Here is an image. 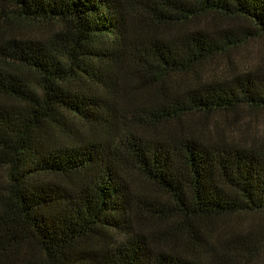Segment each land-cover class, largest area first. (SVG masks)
<instances>
[{
    "label": "trees",
    "instance_id": "1",
    "mask_svg": "<svg viewBox=\"0 0 264 264\" xmlns=\"http://www.w3.org/2000/svg\"><path fill=\"white\" fill-rule=\"evenodd\" d=\"M260 37L264 0H0V264L255 259L263 229L217 232L264 216V129L213 117L264 110V71L200 74Z\"/></svg>",
    "mask_w": 264,
    "mask_h": 264
},
{
    "label": "rangeland",
    "instance_id": "2",
    "mask_svg": "<svg viewBox=\"0 0 264 264\" xmlns=\"http://www.w3.org/2000/svg\"><path fill=\"white\" fill-rule=\"evenodd\" d=\"M213 19H216L221 25L226 22L233 25H238L240 23L239 21H231L218 17ZM203 22L200 24H203ZM45 30L46 29H43V26L38 25L27 28L29 33H34L35 35L44 34ZM246 69L264 71V37L248 39L236 45L234 48L229 49L223 56L205 65V69L202 70L200 78L202 80L220 79L232 71H244ZM234 117L235 116L232 115L226 118L221 115L213 117V119L219 120L222 125H224L222 134L228 139L234 141L248 140L251 136L254 137V135H258V133L264 129V110L252 113L245 112L242 116L240 115V117ZM226 124H228V127L225 126ZM197 127L198 126L195 128ZM75 131L78 136L84 138L90 134L88 128L81 125H75ZM210 135L214 136V133L212 132ZM3 184L4 173L2 168H0V185ZM131 187V194L134 198H152L155 195L149 185L136 176H132ZM260 229L264 230V216L257 213L231 217L225 225H222V228H220L217 233L218 235H221V232L224 231L225 235V232L227 233L228 230H233L231 231L233 233H257ZM213 240L214 236H211L209 237L208 242H212ZM263 263L264 250L247 264Z\"/></svg>",
    "mask_w": 264,
    "mask_h": 264
}]
</instances>
